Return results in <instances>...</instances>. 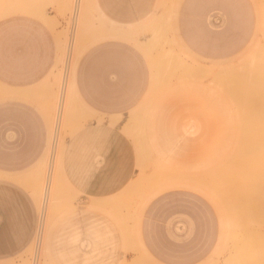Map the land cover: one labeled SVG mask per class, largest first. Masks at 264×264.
Wrapping results in <instances>:
<instances>
[{"label":"rangeland","instance_id":"obj_1","mask_svg":"<svg viewBox=\"0 0 264 264\" xmlns=\"http://www.w3.org/2000/svg\"><path fill=\"white\" fill-rule=\"evenodd\" d=\"M96 1L0 0V21L15 15L42 18L52 12L63 39L60 68L50 85L56 99L53 133L61 123L60 135L56 140L53 137L49 147L46 163L51 166L32 169L13 184L34 212V232L27 247L0 260V264H155L143 249L141 222L148 204L170 192L189 193L209 208L216 227V264H254L255 259L259 261L255 264H264V242H237L233 237L234 241L230 240L239 210L235 205L237 199H231L235 195L227 188L236 184L228 178L221 179L222 175L217 173L223 168L218 165L220 161L236 148L234 141L242 142H237V147L242 148L250 135L256 137L253 132L257 136L261 131L264 133V0H253L258 15L256 38L244 41L243 52L231 60L201 61L187 53L178 41H169L168 51L173 57L168 64L170 70L157 71V87L149 99H144L125 119L107 120L105 116L92 114L94 124L88 138L91 147L87 151L92 160L85 167V137L80 135L84 120L74 93L76 63L95 43L114 39L111 33L114 29H123L101 15ZM7 7L11 14L4 17ZM125 29L122 31L128 37L124 39L138 43L140 31L133 27ZM163 42L166 43L161 38L154 39L158 48ZM80 45L88 48L83 47L87 50H81L82 55L76 58ZM224 100L229 104L223 103ZM254 128L258 132L252 131ZM69 147L73 150L71 154ZM217 168L221 169L216 171ZM217 178L227 186H222L221 181L216 183ZM242 179L238 181L240 187V181H245ZM222 188L226 190L221 193ZM228 198L233 201V208ZM227 211L232 216H227ZM132 216L139 219L133 220ZM233 216L234 222L230 220ZM228 224L232 225V232Z\"/></svg>","mask_w":264,"mask_h":264},{"label":"crops","instance_id":"obj_2","mask_svg":"<svg viewBox=\"0 0 264 264\" xmlns=\"http://www.w3.org/2000/svg\"><path fill=\"white\" fill-rule=\"evenodd\" d=\"M96 3L103 17L122 25V30L138 29L140 36L138 43L130 42L118 29L121 38L95 43L79 60L74 93L84 120L80 135L85 137V167L92 160L87 157L92 114L125 119L149 99L157 87V71L170 70L169 41H178L198 60L225 62L242 53L244 41L256 38L258 30L253 0ZM49 14L0 21V260L27 247L34 232V212L13 186L14 180L32 169L51 166L46 163L50 143L57 130L60 135L61 123L53 133L56 99L50 85L62 59V29ZM155 38L166 43L158 48ZM140 239L155 264H216L215 221L207 205L189 193L170 192L150 202Z\"/></svg>","mask_w":264,"mask_h":264},{"label":"bare ground","instance_id":"obj_3","mask_svg":"<svg viewBox=\"0 0 264 264\" xmlns=\"http://www.w3.org/2000/svg\"><path fill=\"white\" fill-rule=\"evenodd\" d=\"M80 6V5H79ZM22 8V7H21ZM31 8V7H30ZM29 8V9H30ZM32 8H34V9H32V10H34V12L35 11H37V10H35L36 8L34 7V6H32ZM25 9H27V8H25ZM28 9V10H29ZM32 10H30V11H32ZM11 14V9L10 8H6L5 9V11H4V13H3V15L2 16H4V17H7V16H9ZM43 17V16H42ZM43 18H45V15H44V17ZM85 24V23H84ZM114 32V33H113ZM112 34H110V35H112L113 36V38H121L122 36H123V33H121L119 30H116L115 31V29H114V31H112L111 32ZM86 36V34L84 35V37ZM86 38V37H85ZM91 39V38H90ZM63 40V39H62ZM80 46H81V49H80ZM79 46V50H77L76 51V54H77V57L76 58H78V55L80 56V55H82V51H85V50H87V49H85L87 46H82V45H80ZM89 46V45H88ZM83 47H85L84 49H83ZM88 48V47H87ZM82 50V51H81ZM78 52H81L80 54H78ZM78 60V59H77ZM78 62V61H77ZM77 64V66H78V63H76ZM76 66V67H77ZM264 67V66H263ZM77 70V69H76ZM264 70V69H263ZM263 73V72H262ZM210 77V76H209ZM250 80V79H249ZM259 81H260V78H259ZM262 81V80H261ZM260 81V82H261ZM237 83V82H236ZM256 84V83H255ZM258 84V83H257ZM256 84V85H257ZM260 85H261V83H260ZM223 89V88H222ZM65 90V89H64ZM249 90V89H248ZM240 91H241V88H240ZM243 91V90H242ZM256 91H258V90H256ZM255 91V92H256ZM247 92V91H246ZM237 94H238V92H237ZM241 94V93H240ZM252 95V94H251ZM242 96V95H241ZM249 97H251V96H249ZM261 97V96H260ZM241 98V97H240ZM240 98H238V99H240ZM262 98V97H261ZM221 99H223V98H221ZM247 99H249V98H247ZM251 99V98H250ZM254 99H255V97H254ZM260 99V98H259ZM263 100H264V98H262ZM261 99V100H262ZM227 100V99H226ZM232 100H234V99H232ZM231 100V101H232ZM253 100V99H252ZM251 100V102H254V101H252ZM219 101V100H218ZM218 101H217V103H218ZM223 101V100H222ZM222 101H221V105H222ZM225 102H227V101H225L224 100V102L223 103H225ZM234 102V101H233ZM236 102V101H235ZM234 102V103H235ZM242 102V101H241ZM241 102H239V104L241 103ZM228 103V102H227ZM233 103V104H234ZM238 103V102H237ZM243 103H245L244 101H243ZM256 103V102H255ZM263 103V102H262ZM219 104V103H218ZM229 104V103H228ZM246 104H247V102H246ZM251 104V103H250ZM259 104V103H258ZM264 104V103H263ZM225 105V104H224ZM227 105V104H226ZM261 105V104H260ZM259 105V106H260ZM220 106V105H219ZM235 106V105H234ZM233 106V107H234ZM238 106V105H237ZM237 106L235 107V108H237ZM255 106V105H254ZM257 106V105H256ZM263 106V105H262ZM221 107V106H220ZM232 107V108H233ZM240 107H241V104H240ZM248 108H249V106H247ZM251 107V106H250ZM223 108H224V106H223ZM226 108V107H225ZM231 108V107H230ZM255 108V107H254ZM257 108V107H256ZM255 108V109H256ZM246 106H245V110L244 111H246ZM251 109H253V108H251ZM249 110V109H248ZM231 111V110H230ZM229 111V112H230ZM233 111V110H232ZM237 111H239V109L237 110ZM244 111H242V112H244ZM253 111V110H252ZM227 114V113H226ZM249 114V113H248ZM229 115V114H228ZM244 116V115H243ZM242 116V117H243ZM249 116V115H248ZM232 117V116H231ZM235 117H237L236 115L234 116V118ZM241 117V116H240ZM246 117V116H245ZM254 117V116H253ZM248 118V117H247ZM251 118V117H250ZM244 119V118H243ZM257 119V118H256ZM93 120V119H92ZM235 120V119H234ZM252 120H254V118L252 119ZM261 119L259 118V120L258 121H260ZM236 121H239V120H236ZM257 121V122H258ZM248 122H250V121H248ZM255 122H256V120H255ZM264 122V121H263ZM237 123V122H236ZM239 123V122H238ZM241 123V122H240ZM251 123V122H250ZM261 123V122H260ZM252 124H254L253 123V121H252ZM241 125H243V124H241ZM256 125H258V124H256ZM256 125H254V127H256ZM261 125V124H260ZM240 126V125H239ZM246 125H244L243 127H245ZM250 126H251V124H250ZM264 126V125H263ZM59 128V127H58ZM241 128H242V126H241ZM253 128V127H252ZM259 128V127H258ZM234 129H235V127H234ZM239 128H237V130H238ZM243 129H246V128H243ZM243 129H242V131H243ZM248 129H250L251 130V127H249ZM247 129V130H248ZM228 130H230V129H228ZM249 130V131H250ZM259 130H260V128H259ZM58 131V130H57ZM248 131V132H249ZM252 131H257L258 132V130H256L255 128H254V130L252 129ZM263 131H264V128H263ZM230 132V131H229ZM237 132V131H236ZM240 132V131H239ZM260 132V131H259ZM247 133V132H246ZM250 133V132H249ZM248 133V134H249ZM254 134H255V136L256 137H252L251 135L249 136V139L248 140H246V145H242V148H241V146L240 147H237V142H239V143H242V142H240V141H238L237 140V142H235L234 141V143H236V144H234V146H236V148H232L233 150L232 151H229V155L227 156V158H225V159H223V160H221L220 161V163L218 164V165H220L221 167H223L222 169L221 168H217L216 169V171H218V170H220V172H217V173H219V174H221L222 175V178L221 179H223V177H225V178H228L229 180V182H234V184H236V185H233V183H230V185L232 184L233 186H232V188L228 185V187L229 188H231V189H229V188H227L228 190H230V192L232 193V194H234L235 195V197H233L232 198V194L230 195L231 196V199L232 200H234V198H236L237 200H235V205H236V208H237V210H239V211H237V212H239V213H236L237 214V216H236V218H237V223H236V225H233V228L236 226V229L234 228H232V230H235L234 231V233H232V234H234V236L233 235H231V233L230 232H232L231 231V226L232 225H230L231 223H233L234 222V220L236 219L235 218V216H233L234 217V219H230L229 217V219L230 220H233V222H230V221H228L227 220V222H229L230 224H228V227H230L229 228V237L231 238L230 240H233L232 239V237L235 239V241H237L238 242V240H245L246 242L247 241H256V242H259V244H260V242L263 244V242H264V133L261 131L260 133H261V135L260 136H257L256 135V133L255 132H253ZM252 133V135H254ZM230 134V133H229ZM237 134H239V133H237ZM236 134V135H237ZM59 134H58V132H56L55 134H54V140H56V138H57V136H58ZM235 135V136H236ZM243 135V134H242ZM240 136V135H239ZM245 137H246V134L244 135ZM234 137V136H233ZM258 137V138H257ZM237 139H240V137H236ZM254 138V139H253ZM231 140V139H230ZM234 140H235V137H234ZM244 141V140H243ZM245 143V142H244ZM241 145V144H240ZM232 146V145H231ZM239 146V145H238ZM62 153H63V151H62ZM61 153V154H62ZM61 158H62V156H61ZM61 158H60V160H61ZM57 159V158H56ZM55 163H56V160H55ZM60 164H61V161H60ZM217 164H216V166H217ZM225 165V166H224ZM60 167H61V165H59ZM226 166H228V167H226ZM225 168H229L228 169V172H227V169L226 170H224ZM243 169V170H242ZM225 174H226V176H225ZM217 175L218 174H216V177H217ZM219 177H220V175H219ZM224 178V179H225ZM243 178V179H242ZM50 179V180H49ZM48 179V183H47V188H48V190H47V192H48V197H50V190H51V179H52V177H50ZM220 178H217V182L216 183H218V181H221V185L222 184H224V182L222 183V180H219ZM240 179H242V180H245V181H240V183H241V187H240V185H239V180ZM226 180V179H225ZM231 180V181H230ZM227 181V182H228ZM226 182V183H227ZM237 182H238V184H237ZM243 183H245L244 184V186L242 185ZM229 184V183H228ZM218 185V184H217ZM66 186V189H68L67 187H69V186H67V184L65 185ZM222 186H227L226 184H224V185H222ZM217 188H216V193L219 191V189H218V186H216ZM219 188H221V186L219 185ZM226 188L225 189H223L222 188V191H221V193L223 192V190H226ZM218 189V190H217ZM71 191V188L70 189H68V191ZM221 190V189H220ZM209 192V191H208ZM220 192V191H219ZM218 192V193H219ZM226 192V191H225ZM230 192H228L227 191V193L229 194ZM214 194V193H213ZM221 195H223V194H221ZM211 196H213L212 194H211ZM224 196V195H223ZM214 197V196H213ZM221 198L222 197H220V200H221ZM229 200L227 201L226 199H223V200H226L227 202H229V201H231V199L230 198H228ZM58 202H60V200L58 201ZM219 202V201H218ZM222 202V201H221ZM226 202V205L228 204ZM232 202V204H230V202H229V205L231 206V205H233V201H231ZM145 204V203H144ZM143 204V205H144ZM224 204V203H223ZM142 205V206H143ZM225 205V204H224ZM234 205V206H235ZM141 206V205H140ZM141 206V207H142ZM229 206V207H230ZM141 207H139L138 206V209L139 208H141ZM228 207V208H229ZM227 208V207H226ZM227 208V209H228ZM231 208H233V206H231ZM230 208V209H231ZM235 208V207H234ZM235 208V209H236ZM45 209V208H44ZM138 209H137V211H138ZM46 210H47V208H46ZM233 211H236V210H233ZM227 213H228V211H227ZM230 213H231V210H230ZM233 213V212H232ZM231 213V214H232ZM133 214V213H132ZM231 214H226L227 216L229 215H231ZM138 216L140 217V215H139V213H138ZM137 216V217H138ZM226 216V217H227ZM232 216V215H231ZM139 217L138 218H136L135 216H134V219L136 218V219H139ZM232 217V218H233ZM132 219H133V216H132ZM133 219V220H134ZM44 220H45V218H44ZM136 221V220H135ZM236 221V220H235ZM42 223H45V222H42ZM46 224V223H45ZM45 224L43 225L44 227H45ZM42 226V227H43ZM43 229V228H42ZM41 230V229H40ZM39 230V231H40ZM43 231H44V229H43ZM40 233V232H39ZM40 235V234H39ZM38 235V236H39ZM234 241V240H233ZM244 242V241H243ZM242 242V243H243ZM245 242V243H246ZM247 244V243H246ZM249 244H251V243H249ZM257 244V243H256ZM255 244V245H256ZM257 246V245H256ZM264 246V245H263ZM261 248V247H260ZM253 249H254V247H253ZM258 249V248H257ZM264 249V248H263ZM262 251V250H261ZM141 252V251H140ZM259 252V251H258ZM254 253V252H253ZM256 253H257V251H256ZM260 254H261V252H260ZM263 254V253H262ZM253 255V254H252ZM255 257V256H254ZM254 257L252 256V258L254 259ZM259 257V256H258ZM261 257V259L260 260H262V257L263 256H260ZM258 259V258H257ZM259 260V259H258ZM255 261H257L256 259H255ZM255 261L254 262H252V261H249L248 263H250V262H252V263H254L255 264ZM257 262H259V261H257ZM251 264V263H250Z\"/></svg>","mask_w":264,"mask_h":264}]
</instances>
